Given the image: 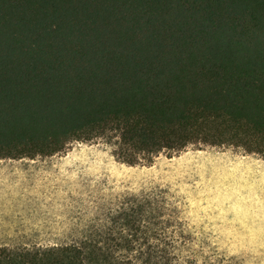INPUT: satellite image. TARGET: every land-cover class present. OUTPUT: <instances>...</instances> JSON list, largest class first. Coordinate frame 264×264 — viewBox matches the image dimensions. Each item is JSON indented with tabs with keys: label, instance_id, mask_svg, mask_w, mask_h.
Segmentation results:
<instances>
[{
	"label": "trees",
	"instance_id": "16d2710c",
	"mask_svg": "<svg viewBox=\"0 0 264 264\" xmlns=\"http://www.w3.org/2000/svg\"><path fill=\"white\" fill-rule=\"evenodd\" d=\"M102 140L127 165L193 146L264 157V0H0V158ZM175 210L125 197L0 264H174Z\"/></svg>",
	"mask_w": 264,
	"mask_h": 264
},
{
	"label": "rangeland",
	"instance_id": "374dc122",
	"mask_svg": "<svg viewBox=\"0 0 264 264\" xmlns=\"http://www.w3.org/2000/svg\"><path fill=\"white\" fill-rule=\"evenodd\" d=\"M153 192L175 210L174 264H264V157L232 146L190 145L137 165L100 139L0 158V244L80 238L125 197Z\"/></svg>",
	"mask_w": 264,
	"mask_h": 264
}]
</instances>
